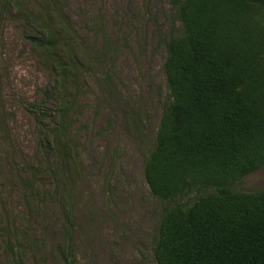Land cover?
<instances>
[{"label":"rangeland","instance_id":"rangeland-1","mask_svg":"<svg viewBox=\"0 0 264 264\" xmlns=\"http://www.w3.org/2000/svg\"><path fill=\"white\" fill-rule=\"evenodd\" d=\"M170 1L0 0V264H154L167 204L143 166L167 99L163 41L179 29ZM48 11L65 17L68 31L47 21L72 62L32 42ZM60 123L65 146H48ZM260 189L264 166L235 186Z\"/></svg>","mask_w":264,"mask_h":264},{"label":"trees","instance_id":"trees-1","mask_svg":"<svg viewBox=\"0 0 264 264\" xmlns=\"http://www.w3.org/2000/svg\"><path fill=\"white\" fill-rule=\"evenodd\" d=\"M170 2L179 29L163 41L167 99L143 166L150 195L167 204L151 258L264 264V189L235 190L264 166V0ZM47 17L68 31L65 17L48 11L36 21L44 35L32 42L52 58L62 50L72 62ZM55 66L63 83L68 67ZM63 125L46 138L48 146H65Z\"/></svg>","mask_w":264,"mask_h":264}]
</instances>
